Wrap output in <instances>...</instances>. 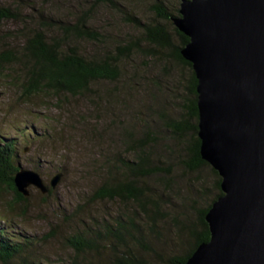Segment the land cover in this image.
Wrapping results in <instances>:
<instances>
[{"label":"rangeland","instance_id":"obj_1","mask_svg":"<svg viewBox=\"0 0 264 264\" xmlns=\"http://www.w3.org/2000/svg\"><path fill=\"white\" fill-rule=\"evenodd\" d=\"M91 1L0 0V7L16 10L20 18L0 21V52L21 49L25 37L38 29L37 22L30 20L38 21L43 15L52 21L68 22L69 18L75 19V15L87 10ZM164 1L170 10L175 6L179 9L180 0ZM113 3L98 4L92 9L90 25L103 34L101 44L104 46L75 39L67 46L76 47L88 57H98L115 43L137 40L138 32L127 20L131 16L142 23L155 22L151 9L153 0H113ZM48 33L57 35L53 29ZM140 45L141 51L123 66L124 79L127 78L123 88V80H100L81 97L61 96L50 91L23 97L19 66L4 67L0 80V145L14 142L15 165L38 173L49 188L42 194L30 186L26 202L10 207L14 194L6 186L0 187V228L13 230L14 234L33 242L29 253L26 251L29 258L25 264H72L74 253L66 243L69 236L97 230L119 213L125 214L124 204L97 200L93 194L105 180L113 183L118 178L119 170L114 168L109 173L113 164L120 167L116 161L118 156L132 157L121 143L126 125L127 133L134 128L135 132L142 129L145 135L149 134L153 145L152 162L164 169L141 183L160 204L157 231H149L139 211L134 208L133 213L128 211L133 205L127 204L130 205L127 213L134 216L138 232H145L148 240L152 237L160 246L158 252L162 260L182 255L192 245L190 229L197 228L199 212L217 192L216 177L210 167L191 171L185 165L190 135L179 137L166 126L185 117L182 106L190 98L186 90L190 72L173 61L149 57L145 45ZM124 88H133L135 92L127 108L121 103L127 95ZM115 153L119 155L114 156ZM59 173L62 177L51 189L50 181ZM149 256L150 261L155 260L154 256ZM89 259L94 261L96 256H83L76 263L83 264ZM100 259L99 254L97 260ZM8 264L20 263L17 259Z\"/></svg>","mask_w":264,"mask_h":264},{"label":"trees","instance_id":"obj_2","mask_svg":"<svg viewBox=\"0 0 264 264\" xmlns=\"http://www.w3.org/2000/svg\"><path fill=\"white\" fill-rule=\"evenodd\" d=\"M181 1V0H180ZM87 10H83L75 19L61 22L52 21L50 17L44 18L40 15L37 22L38 29L34 30L24 39L20 50L8 49L0 52V80L3 79L2 73L7 65L19 66L22 73L21 95L23 97L33 96L41 91H50L59 95H69L71 97L85 96L90 91L93 84L100 80L116 82L123 80L127 84V78L124 79L123 66L125 61H130L133 56L141 51V45H145L149 57L157 58L163 61H173L177 66L186 68L190 72L186 90L190 98L182 106L184 119L180 121L168 122L167 127L171 133L179 137L190 135V139L185 149L187 160L186 167L191 171H197L202 167H210L200 156V139L198 138L197 123V79L192 70V65L181 55L182 48L188 43L189 39L180 33L172 23V18L178 16L179 9L175 6L170 10L164 0H153L151 6L155 16V22L142 23L140 19L131 16L127 20L133 23V27L138 32L137 40L131 39L125 43H115L111 49L105 48L101 56L83 55L76 47H70V41L84 40L96 45H102L103 34L91 25L93 8L100 5H114L113 0H92ZM19 13L11 10L9 7H0V21L16 20ZM53 29L57 35H49V30ZM100 48V47H97ZM96 54V52H95ZM127 95L125 101L121 102L127 108V102L132 101L135 94L133 88H124ZM135 91V90H134ZM133 92V93H132ZM132 93V94H130ZM131 96V97H130ZM121 104V105H122ZM140 109L142 105L138 106ZM122 145L126 153L132 154L131 158H121L118 153L117 163L109 169L111 173L115 168L119 173L113 183L109 180L100 186L93 194L97 200H112L125 205V214H118L112 218L111 222H105L98 226L97 230L89 229L86 232H78L66 239L67 245L74 253L72 264H77L76 260L83 256L96 259H89L83 264H186L189 257L196 248L209 241L210 232L205 221V216L212 206V203L222 196L220 190L221 179L217 172L210 167L211 172L216 177L215 189L217 195L212 201L199 212L197 228L190 229V237L193 239L187 252L182 255L170 256L167 260H162L158 252L157 242L148 240L147 236L139 233L136 225L133 223V217L127 213L129 207L139 211L145 218L149 231H157V215L160 214V204L152 198V193L144 190L141 183L144 179L164 172L163 168L155 166L152 162L149 134L143 133V130L135 132L134 128L127 133V125L123 128ZM142 130V132H140ZM138 132H140L138 134ZM134 135V134H136ZM128 137V139H127ZM14 142H6L0 145V187L6 186L14 194L12 205H22L26 202V197L18 193L14 176L20 167L16 166L17 155L15 153ZM1 189V188H0ZM50 193V191H49ZM127 204H130L127 206ZM6 225V224H3ZM11 229L12 226H11ZM138 234V235H137ZM33 242L23 238L20 234H14L13 230L0 228V263L8 264L13 260H19V263H27V253ZM105 253V255H104ZM101 255L100 261L97 255ZM149 255L155 257L154 261L149 260ZM79 257V258H78ZM103 262V263H101Z\"/></svg>","mask_w":264,"mask_h":264},{"label":"water","instance_id":"obj_3","mask_svg":"<svg viewBox=\"0 0 264 264\" xmlns=\"http://www.w3.org/2000/svg\"><path fill=\"white\" fill-rule=\"evenodd\" d=\"M172 23L189 39L200 156L222 192L205 216L209 241L186 264H264V0H181ZM14 184L25 197L49 190L21 168Z\"/></svg>","mask_w":264,"mask_h":264}]
</instances>
